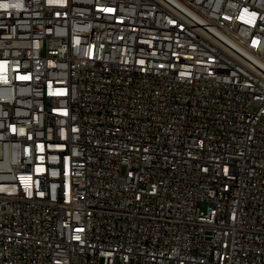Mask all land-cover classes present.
I'll return each mask as SVG.
<instances>
[{
	"label": "built area",
	"instance_id": "1",
	"mask_svg": "<svg viewBox=\"0 0 264 264\" xmlns=\"http://www.w3.org/2000/svg\"><path fill=\"white\" fill-rule=\"evenodd\" d=\"M0 264H264V0H0Z\"/></svg>",
	"mask_w": 264,
	"mask_h": 264
},
{
	"label": "snow or ice",
	"instance_id": "2",
	"mask_svg": "<svg viewBox=\"0 0 264 264\" xmlns=\"http://www.w3.org/2000/svg\"><path fill=\"white\" fill-rule=\"evenodd\" d=\"M110 11V10H109Z\"/></svg>",
	"mask_w": 264,
	"mask_h": 264
}]
</instances>
